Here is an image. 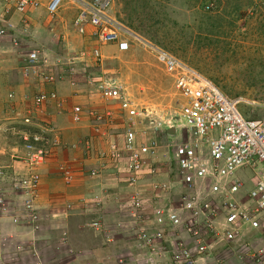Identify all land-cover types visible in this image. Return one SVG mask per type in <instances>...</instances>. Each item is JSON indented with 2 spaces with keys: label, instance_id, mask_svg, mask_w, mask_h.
<instances>
[{
  "label": "built area",
  "instance_id": "1",
  "mask_svg": "<svg viewBox=\"0 0 264 264\" xmlns=\"http://www.w3.org/2000/svg\"><path fill=\"white\" fill-rule=\"evenodd\" d=\"M2 1L12 3L15 12L24 16L41 8L46 0ZM64 1L49 0L48 14L55 17ZM71 1L76 6L72 27L79 36L88 37L92 43L91 48L77 54L74 60L86 62L90 58L99 65L104 47L113 46L119 53H126L131 50L134 40L155 54L182 98L177 127L172 126L177 140L161 154L156 140L149 137L158 130L151 112L127 98L121 87L111 80L100 78L97 89L103 101L115 104L116 112L109 108L88 115L92 116L93 132L104 137L111 135L103 130L104 126L114 125L117 116L122 118L119 138L110 139L107 150L99 151L96 159L120 165L119 181L137 188L130 198V205L136 213L135 223L140 225L136 228L139 242L153 252L158 251L157 256L168 255L173 264H205L219 243L244 248L240 260L246 258L250 264H264V118L251 119L241 110L246 103L243 98L229 97L181 59L133 33L114 13V0ZM5 25L7 28L0 26V44L9 37L10 24ZM43 57L37 48L24 54L23 77L51 86L66 80L61 74L48 72ZM70 72L68 70V75ZM13 97L9 95L7 104L13 103ZM57 99L55 91H41L35 95L36 111L29 110L20 120L19 128L10 126L6 130L16 129L12 134L18 136L17 144L8 152L13 163L6 165L0 161V183H10L9 190H0V213L7 214L12 209L9 197L25 196L14 222L33 232L40 231V212L35 204L41 180L39 170L54 148L61 145L55 136V126L35 117L34 113L42 115L43 108ZM14 118L18 120L16 115ZM71 118L74 124L84 120L81 106L73 108ZM89 142L86 141L87 150L92 151ZM5 154L0 148V155ZM161 155L173 177L159 185L163 195L149 213L151 226L143 227L146 208L138 187L144 176H158L155 161ZM58 170L65 183L72 182L73 171L67 164H61ZM241 170L251 171V187L238 176ZM99 175V170L91 173L92 177ZM91 227L101 230L104 226L96 221ZM166 246L169 249L163 250ZM18 248L20 253L24 251L23 247ZM31 253L36 259L35 264H41L38 254ZM17 260L18 255L10 257L8 252L0 253V264H16Z\"/></svg>",
  "mask_w": 264,
  "mask_h": 264
},
{
  "label": "rangeland",
  "instance_id": "2",
  "mask_svg": "<svg viewBox=\"0 0 264 264\" xmlns=\"http://www.w3.org/2000/svg\"><path fill=\"white\" fill-rule=\"evenodd\" d=\"M13 6L12 3L0 2V26L7 28L5 24H10L7 30L9 37L3 39L0 44V68L3 65L4 68L14 70L16 78L18 72L22 71L23 55L37 48L44 56L43 61L47 66V71L56 75L61 74L66 79L63 80L66 82L65 85L75 84L76 88H80V85H90L84 88L87 91H83V95L91 97L90 102L92 103L86 106L87 111L82 122L86 121L87 117L92 118V116H87L92 111L102 113L110 108L116 112L115 104L103 101L98 93V82L100 78H105L121 87L127 98L151 112L150 116L158 125V130L150 133L149 137L156 140L160 154L167 150L168 145L176 142L174 133L170 134L168 131L174 129L172 126L177 127L182 98L175 90L173 79L164 72L153 52L133 40L131 50L126 53H119L114 48L104 47L102 49L103 61L97 66L90 58L86 62H80L73 58L80 52L91 48L92 45L88 44L89 40L77 35L71 25L76 16V6L71 0L64 1L55 17L48 13L45 14L42 8L34 10L37 17L32 20L39 23V26L25 21L26 17L34 11L22 16L15 12ZM113 8L121 22L145 42L181 59L210 79L229 97L243 98L246 103L241 110L251 119L264 118V0H114ZM52 26L57 28L55 32ZM40 28L45 32L42 35L39 33ZM45 34H47L46 41H42ZM35 41L42 42V45L40 44L42 47L36 46ZM11 48L14 51L10 55L11 58H8L10 53H6V50ZM6 61L9 67L6 66ZM68 70L71 71L69 75ZM11 94L14 95L11 92L7 95V99L0 97V113L2 112L5 116V113L9 114L14 109V116L16 115L18 120L13 117L7 121L3 119V114H0L2 118L0 119L2 127L0 148L1 151L7 153L6 156L0 155L2 159L8 156L10 149L18 142V136L12 134L13 131L16 132V129L10 132L6 130L10 126L19 128L22 117L26 116L32 108L36 111L34 104L31 108L25 109L15 105V95L13 103L7 104ZM33 100L32 103H34ZM9 108L11 109L8 110ZM7 117L9 116H5ZM117 120H120L122 125L120 116H117ZM1 121L12 123L5 125ZM69 121V117H65V124L70 125ZM141 128L144 129L145 126ZM84 147L87 148L86 145ZM70 155L69 144H63L62 152L54 163V173L56 172L59 176L56 174L58 178L55 176L53 179L58 181L61 178L60 183L66 187L62 193L58 191L62 195L60 199L72 194L67 190L75 182L65 183L58 170L61 164L70 160ZM165 160V157L161 155L155 161L159 178L164 181L172 180L173 176L168 174L171 171ZM83 171L85 173V170ZM238 176L246 180L247 187L253 185L251 171L241 170ZM83 179L85 190L87 177ZM62 184L59 186H63ZM89 186L91 188L87 191L94 196L92 204L101 205L102 209L106 208L103 214L104 220L102 217L97 220L103 226L106 223V226H111L109 236L113 241L122 238L126 240L125 246L135 247L139 252L137 254L139 264H160L163 261L162 258L165 257H167L166 264H173L168 255L157 256L158 251L153 252L137 239L136 228L140 225L135 223L136 213L132 210L126 193L116 188L115 190L121 193H115L114 196L110 193L104 195L105 189L101 190V185L92 187L94 182L92 183L91 180H89ZM144 189L141 193L145 202L144 221L146 222L142 226L146 227L149 224L151 208L159 203L156 202L153 205L150 202L154 201L153 194H155L147 191V189L150 190V186ZM86 193L84 191L82 195H87ZM85 198L86 196L83 199ZM103 198H106L108 202L104 203ZM67 207L69 209L70 205L68 204ZM108 213L109 217H107ZM90 219L92 216L82 221L85 226L90 223ZM114 226L120 229L121 233H116ZM1 247L5 250L4 252L10 254V257L18 255L17 261L19 262L16 264L36 263L30 249H24L20 253L18 245L12 244L9 240L2 242ZM164 249H169V247H163ZM244 251V248L239 246L219 243L212 249V255L206 259L205 264H250L246 258L239 259L244 255ZM42 257L48 264H65L70 260L67 257L56 260L50 250H46ZM131 258H133L131 255L122 254L121 257L114 259V263L119 264L120 260L126 261Z\"/></svg>",
  "mask_w": 264,
  "mask_h": 264
},
{
  "label": "crops",
  "instance_id": "3",
  "mask_svg": "<svg viewBox=\"0 0 264 264\" xmlns=\"http://www.w3.org/2000/svg\"><path fill=\"white\" fill-rule=\"evenodd\" d=\"M48 1L49 0H46L44 5L41 7L44 9L45 14L48 13L46 10ZM35 13L36 11L30 13L26 18L29 22L34 24V26H39V23L32 20L34 17H37ZM52 30L55 32L57 28L52 26ZM39 33L40 35L45 33L44 29L40 28ZM46 35L47 34H45L44 38H42V41H46ZM81 38H85L87 41L89 40L88 37ZM34 43L36 46L42 47V42L38 43L35 41ZM88 44L92 45L91 42ZM105 48L115 49L113 46H106ZM12 51H14L13 48L6 50V53H10L8 58H11L10 55ZM5 63L6 66L9 67L7 61ZM20 73L21 71L18 72L15 78L14 70L4 68L3 65L1 66L0 97L2 99H7V95L13 92L16 101L14 104L20 106L22 109H25L27 107H32V100L37 93L41 92L40 90L49 92L55 91L58 99L49 102L45 108H43L42 115L39 112H35L34 114L35 117L40 120L50 122L55 126V136L56 139L61 141V145L54 148L51 157L39 170L41 180L35 204L37 209H40V231L33 232L30 228L23 226V224L14 222V218L17 216V211L19 210L18 207L21 205L25 196L9 197L8 200L12 209H10L7 214L0 213V253H4L5 251L2 249L1 243L5 240H9L12 241V244L18 245V247L30 249V252L34 251L37 253L41 264H48L46 259H43L42 257V254H45L46 250L52 251L56 260L58 258L64 259V257H67V259L70 258L69 262L65 264H115L114 259L121 257L122 254L131 255L133 258L126 261L120 260L119 264H139L138 262L140 261L137 257L139 252L136 251L135 247L125 246L124 243L126 240H122V238L117 241H113L112 238H110L109 229L111 226H106V223L104 228L101 230H96L91 227L93 222H96L98 221L97 219L104 217L103 214L106 208L102 209L101 205L92 204L91 201L94 196L89 194V191H87L91 188V186H89V180H91L92 183L94 182V186L92 187L101 185V190L103 188V191L104 189L106 191L104 195L110 193L111 196H114L115 193L119 194L121 193L119 190H122L126 193V198L127 200H130V202V196L133 195L134 191H137V188L128 187L119 181L117 171L120 169V165L112 164L110 161L99 162L96 159V155L99 151L105 152L107 150L110 139L119 138V128L121 127L120 120L115 119L114 125L104 126L103 130L108 132V134H111L109 137L98 136L95 132H93L90 118L87 117L86 121L78 125L74 124L71 118V112L75 106H81L84 110V116L86 115L87 110H85V108L86 106L91 105L92 102L90 101L92 98L83 94L87 91L84 88H87L90 85H80V88H76V86L65 85L66 82L64 81L57 82L53 86L43 85L34 79L23 77ZM10 109L11 108L8 110ZM31 110L34 111V108ZM13 111L14 109H12L9 114L8 112L5 113V116H9L7 118H5L4 114L1 112L3 114V119L7 121L12 119L15 114V111ZM67 116L70 119V125L65 124V117ZM0 119L2 120V118ZM7 121L1 122L5 125L12 123ZM36 130L37 129H34V131ZM88 140L92 143V151H89L84 147V145H86V141ZM66 143L69 144L71 148V155L70 160L65 164H67L73 171L74 177L71 183L75 182L71 187H68L69 190H67L68 193L72 194L67 198L60 199L62 195H60L58 191H61L62 193L65 191L66 187L60 183L61 178L58 181H54L53 177H57L58 175L56 172L54 173V163L57 156H59L62 152L63 144L65 145ZM1 160L3 161V164L6 165L13 163L11 162V159H9V155L5 159L1 158ZM83 170H85V173ZM97 170L100 171V175L98 177H92L91 173ZM59 174L61 176L60 172ZM168 174L170 175V173ZM85 176L87 179L84 190L83 178ZM159 176V174L155 177L144 176L142 179L143 183H141L138 187L140 192H142L145 187L147 188V186H150V190H148V188L147 191L155 193L153 194L154 201H150L153 205L156 202H159V198L163 195V192L159 190V185L168 181L161 180ZM61 184L63 186H59ZM9 185V181L0 183V190H9ZM155 186H157L158 189H155ZM116 188L119 190H115ZM111 189L114 190L110 191ZM84 191L85 193L87 191V195H82ZM84 196H86L85 199H83ZM103 199L104 203L108 202L106 198ZM68 204L70 205L69 209L67 207ZM91 216L92 219L89 220L90 223L85 226L82 221L86 218H91ZM109 216L110 215L108 213L107 217ZM150 226L151 224H148L146 227L149 228ZM114 229H116V226H114ZM116 230V233H121L120 229ZM166 258L167 257L162 258L164 263L162 261L160 264H166Z\"/></svg>",
  "mask_w": 264,
  "mask_h": 264
},
{
  "label": "water",
  "instance_id": "4",
  "mask_svg": "<svg viewBox=\"0 0 264 264\" xmlns=\"http://www.w3.org/2000/svg\"><path fill=\"white\" fill-rule=\"evenodd\" d=\"M169 133H170V134L174 133V130H170Z\"/></svg>",
  "mask_w": 264,
  "mask_h": 264
},
{
  "label": "clouds",
  "instance_id": "5",
  "mask_svg": "<svg viewBox=\"0 0 264 264\" xmlns=\"http://www.w3.org/2000/svg\"><path fill=\"white\" fill-rule=\"evenodd\" d=\"M172 130H174V129H172Z\"/></svg>",
  "mask_w": 264,
  "mask_h": 264
}]
</instances>
